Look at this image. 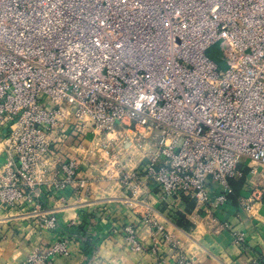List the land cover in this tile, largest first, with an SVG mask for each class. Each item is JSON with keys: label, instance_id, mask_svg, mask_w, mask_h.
Instances as JSON below:
<instances>
[{"label": "built area", "instance_id": "built-area-1", "mask_svg": "<svg viewBox=\"0 0 264 264\" xmlns=\"http://www.w3.org/2000/svg\"><path fill=\"white\" fill-rule=\"evenodd\" d=\"M79 154H98L151 237L179 249L152 188L222 212L245 166H264V0H0V210L57 229L43 200L87 199ZM121 231L131 252L148 251L137 225ZM69 255L58 240L23 264Z\"/></svg>", "mask_w": 264, "mask_h": 264}, {"label": "crops", "instance_id": "crops-1", "mask_svg": "<svg viewBox=\"0 0 264 264\" xmlns=\"http://www.w3.org/2000/svg\"><path fill=\"white\" fill-rule=\"evenodd\" d=\"M90 141L91 137L87 139L88 146ZM79 158L82 163L78 179L87 182V199L78 200L71 192L65 198L45 196L43 200V210H53L59 219L57 229H42L33 215L0 210V264H23L34 251L58 240L69 242L70 255L57 259L55 264H93L96 259L101 264H176L181 256L193 264H252L255 258L264 260V166H245L244 176L231 182L232 193L222 212L200 209L188 199L163 200L152 188L149 196L166 217V228L181 241L176 249L161 236L156 240L151 237L125 204L117 174L107 178L100 170L98 154H79ZM136 166L137 163L130 164L131 168ZM253 168L258 169L257 174L251 173ZM255 189L261 191L262 198L248 214L241 201L250 198ZM224 223L230 228H223ZM128 224L137 225L148 251H130L121 231ZM116 229L120 231L115 233ZM234 230L245 233L244 249L233 246ZM155 245L158 253L151 250Z\"/></svg>", "mask_w": 264, "mask_h": 264}, {"label": "rangeland", "instance_id": "rangeland-1", "mask_svg": "<svg viewBox=\"0 0 264 264\" xmlns=\"http://www.w3.org/2000/svg\"><path fill=\"white\" fill-rule=\"evenodd\" d=\"M219 47L218 45L212 46V48L209 50L210 57L215 60L222 68H225V63L219 58ZM253 164L254 166L257 165L255 163H249Z\"/></svg>", "mask_w": 264, "mask_h": 264}]
</instances>
